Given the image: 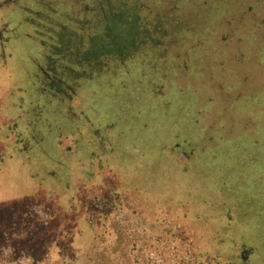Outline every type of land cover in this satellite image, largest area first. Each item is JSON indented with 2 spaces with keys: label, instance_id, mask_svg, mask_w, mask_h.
Here are the masks:
<instances>
[{
  "label": "rangeland",
  "instance_id": "obj_1",
  "mask_svg": "<svg viewBox=\"0 0 264 264\" xmlns=\"http://www.w3.org/2000/svg\"><path fill=\"white\" fill-rule=\"evenodd\" d=\"M0 264H264V0H0Z\"/></svg>",
  "mask_w": 264,
  "mask_h": 264
},
{
  "label": "trees",
  "instance_id": "obj_2",
  "mask_svg": "<svg viewBox=\"0 0 264 264\" xmlns=\"http://www.w3.org/2000/svg\"><path fill=\"white\" fill-rule=\"evenodd\" d=\"M124 40H125V38H124V37H122L120 42H123Z\"/></svg>",
  "mask_w": 264,
  "mask_h": 264
}]
</instances>
